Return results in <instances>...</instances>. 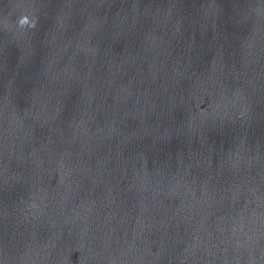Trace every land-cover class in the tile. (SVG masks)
I'll list each match as a JSON object with an SVG mask.
<instances>
[{"label": "water", "instance_id": "water-1", "mask_svg": "<svg viewBox=\"0 0 264 264\" xmlns=\"http://www.w3.org/2000/svg\"><path fill=\"white\" fill-rule=\"evenodd\" d=\"M0 264H264V0H0Z\"/></svg>", "mask_w": 264, "mask_h": 264}, {"label": "clouds", "instance_id": "clouds-1", "mask_svg": "<svg viewBox=\"0 0 264 264\" xmlns=\"http://www.w3.org/2000/svg\"><path fill=\"white\" fill-rule=\"evenodd\" d=\"M29 19L27 18V17H24V18H22L21 19V23H24V22H26V21H28ZM33 26H35V25H33Z\"/></svg>", "mask_w": 264, "mask_h": 264}]
</instances>
